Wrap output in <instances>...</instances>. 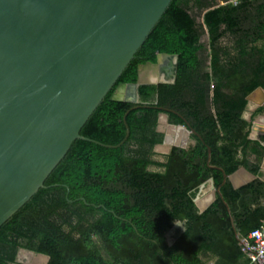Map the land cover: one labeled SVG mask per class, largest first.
I'll return each mask as SVG.
<instances>
[{
  "label": "trees",
  "instance_id": "obj_1",
  "mask_svg": "<svg viewBox=\"0 0 264 264\" xmlns=\"http://www.w3.org/2000/svg\"><path fill=\"white\" fill-rule=\"evenodd\" d=\"M221 1L172 0L117 84L135 83L138 65L155 63L159 53L178 55L175 82L138 87L147 106L128 113L130 134L120 147L73 142L46 187L0 227V264H17L20 248L48 255L47 264H207L212 257L214 264H264L252 263L238 243L264 225V181L234 188L225 178L240 166L258 174L264 157L242 118L247 96L264 88V50L250 46L264 39V0ZM191 4L205 11L202 23ZM113 90L81 134L116 145L135 104L110 101ZM160 108L171 110V124L185 118L201 136L188 149L173 147L165 162L153 159L164 139ZM209 178L220 192L200 213L194 198ZM177 221L185 230L170 245L165 234Z\"/></svg>",
  "mask_w": 264,
  "mask_h": 264
},
{
  "label": "water",
  "instance_id": "obj_2",
  "mask_svg": "<svg viewBox=\"0 0 264 264\" xmlns=\"http://www.w3.org/2000/svg\"><path fill=\"white\" fill-rule=\"evenodd\" d=\"M171 2L0 0V227L46 187V179L75 140L107 148H118L127 140L128 113L147 106L139 104L140 85L175 82L178 55L159 53L155 63L138 65L135 83L117 84ZM113 88L110 101L135 104L124 114L126 133L116 145L81 134ZM161 110L157 130L162 132L163 119L170 129L154 152L160 146L167 147L166 154L173 146L188 148L191 134L201 139L185 118L181 116L185 125L171 124V110ZM210 152L208 147L209 159ZM208 181L214 188L210 178L201 184V191ZM213 200L215 195L204 206L198 197L194 202L203 212ZM181 226L179 235L185 230ZM171 229L165 234L170 245L175 241ZM25 255L40 257L45 264L49 260L48 255L20 248L16 262Z\"/></svg>",
  "mask_w": 264,
  "mask_h": 264
},
{
  "label": "crops",
  "instance_id": "obj_3",
  "mask_svg": "<svg viewBox=\"0 0 264 264\" xmlns=\"http://www.w3.org/2000/svg\"><path fill=\"white\" fill-rule=\"evenodd\" d=\"M216 1H217V3L219 5L224 3L221 0H216ZM235 1H237V0H235ZM204 12L205 11H203V14H204ZM203 14H202V22H203ZM229 45L232 46L233 42H230ZM250 46L264 50V39L258 40L256 42H254L253 44H251ZM242 118L244 120H246L250 124V127H249V138L252 141H260L262 143V145H264V141H262V139L264 138V88L263 87H261V86L257 87L254 91H252L247 96V104H246V107H245V109L243 111ZM239 157H241V155ZM248 158L252 162L256 161V156L255 155H250ZM225 178L229 179L227 175L225 176ZM257 178H259L260 180L264 181V157H262V159L259 162V173L258 174L255 175V174L251 173L249 170H247L244 166H240L233 173L231 179H229V180L231 181V183H232L234 188H239V187H241V186H243L245 184H248V183L252 182L253 180H255ZM206 184H205V186H206ZM208 184H209V186L211 188L210 189L211 195H209L207 197H204V195L199 197V194H203V192L199 189L200 186H201L200 185L199 188H198L197 194L195 196V198L198 197V202L201 204V206H204V203H209L212 200V197H213V195H215V191L216 190H217V194L220 192L215 187V184H214V188L211 187V184H210L209 181H208ZM205 186L203 187V189L205 188ZM216 197L217 196H215V200H216ZM215 200H213L210 203V205ZM258 205H261V206L264 205V198H260L258 200ZM250 233H249V235H250ZM249 235L247 237H239V242L238 243H239V245L241 246V248H242V250L244 252H245V250H244L245 248H244V245H243V241L246 240L249 237ZM177 236H179V234ZM174 238H175V236H174ZM174 238L171 237V239H174ZM167 241H168V239H167ZM245 254H246V252H245ZM203 261H206L207 264H214L215 258H213V257L212 258H204Z\"/></svg>",
  "mask_w": 264,
  "mask_h": 264
},
{
  "label": "rangeland",
  "instance_id": "obj_4",
  "mask_svg": "<svg viewBox=\"0 0 264 264\" xmlns=\"http://www.w3.org/2000/svg\"><path fill=\"white\" fill-rule=\"evenodd\" d=\"M190 9H191V13L195 16L197 22L202 23V14H203V12L198 11V9H196V7L194 5H192V4L190 6ZM159 127H162V129H163L162 132H164V133H167L169 131V129H170L169 126L167 125V121L164 120V119L160 122ZM171 135L175 136V134H171ZM191 140L192 139L190 138L188 140V142L189 143L192 142ZM166 148H167L166 146H164V147L160 146L159 149H157L156 153H157V158L158 159L162 158V160H164V158L166 157V153H167ZM210 189L211 188H210V186H209V184L207 182L205 188L202 190L203 194H199V197L203 196V195H204V197H207V196L211 195ZM171 230H172L173 233L171 234L170 237L174 238V236H176L178 234L179 229H177V225H175ZM168 232H169V230L167 231V233ZM35 258H38V260L35 259L36 262H35L34 258H27L26 255H25L20 260L24 264H45L44 259H42L40 257H35Z\"/></svg>",
  "mask_w": 264,
  "mask_h": 264
},
{
  "label": "built area",
  "instance_id": "obj_5",
  "mask_svg": "<svg viewBox=\"0 0 264 264\" xmlns=\"http://www.w3.org/2000/svg\"><path fill=\"white\" fill-rule=\"evenodd\" d=\"M233 2L236 3L235 0ZM243 245L252 263H264V225L253 230Z\"/></svg>",
  "mask_w": 264,
  "mask_h": 264
},
{
  "label": "flooded vegetation",
  "instance_id": "obj_6",
  "mask_svg": "<svg viewBox=\"0 0 264 264\" xmlns=\"http://www.w3.org/2000/svg\"><path fill=\"white\" fill-rule=\"evenodd\" d=\"M160 132V131H159ZM161 133H163L164 135H165V133L164 132H161ZM195 136V135H194ZM192 139L191 141L192 142H188V148L190 147V146H194L195 144H196V142H197V140L193 137V134H191L190 136H189V138H188V140L189 139ZM181 144H182V142H180ZM173 147H180V146H173ZM172 147V148H173ZM180 148H182V147H180ZM188 148H184V149H188ZM155 153V155L153 156V159L154 160H156V161H160V162H165L166 161V157L164 158V160H162V158L161 159H158L157 158V153L156 152H154ZM169 154V153H168ZM168 154H166V156L168 155ZM156 158V159H155ZM155 169L156 170V168L155 167H150V170L151 169ZM155 170H153V171H155ZM215 196H217V190L215 191ZM203 204V203H202ZM178 222V221H177ZM177 222H175V224L174 225H177V229H179V231H178V234H179V232H181V229H182V226H181V224H184V222H182V221H180L181 223L180 224H178ZM177 234V235H178ZM16 261H17V256H16ZM17 264H24L23 262H20V261H18L17 262Z\"/></svg>",
  "mask_w": 264,
  "mask_h": 264
}]
</instances>
